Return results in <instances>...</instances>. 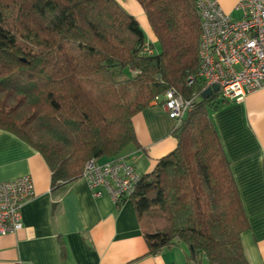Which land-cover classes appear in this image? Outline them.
Instances as JSON below:
<instances>
[{
  "label": "trees",
  "instance_id": "trees-1",
  "mask_svg": "<svg viewBox=\"0 0 264 264\" xmlns=\"http://www.w3.org/2000/svg\"><path fill=\"white\" fill-rule=\"evenodd\" d=\"M136 1L154 43L117 0H0V129L41 154L57 189L89 160L120 157L136 142L133 115L174 89L192 99L176 146L128 197L149 253L182 243L189 264H250L247 215L211 118L223 100L201 96L196 0Z\"/></svg>",
  "mask_w": 264,
  "mask_h": 264
},
{
  "label": "crops",
  "instance_id": "crops-1",
  "mask_svg": "<svg viewBox=\"0 0 264 264\" xmlns=\"http://www.w3.org/2000/svg\"><path fill=\"white\" fill-rule=\"evenodd\" d=\"M117 1L154 43L140 4ZM238 1L217 0L235 18L241 16L235 8ZM211 118L247 215L249 226L241 236L245 254L250 264H264V86L241 100L221 101ZM132 122L136 142L120 157L143 175L175 148V120L161 102L152 101ZM22 175L32 180L35 195L21 207L22 227L0 235V264H189L182 243L149 253L145 233L150 230L130 198L115 203L105 191L95 196L82 175L53 189L41 154L0 129V182Z\"/></svg>",
  "mask_w": 264,
  "mask_h": 264
},
{
  "label": "built area",
  "instance_id": "built-area-1",
  "mask_svg": "<svg viewBox=\"0 0 264 264\" xmlns=\"http://www.w3.org/2000/svg\"><path fill=\"white\" fill-rule=\"evenodd\" d=\"M196 4L201 21L197 71L201 91L217 84L219 98L232 101L264 86V0H239L235 8L241 16L236 18L225 13L217 0H196ZM144 51L152 52L148 43ZM193 81L190 76L187 84ZM161 104L177 125L191 109L192 99L169 89ZM82 176L95 196L105 191L118 203L134 192L142 174L124 157H118L102 163L89 160ZM34 195L28 175L0 182V235L22 227L21 207Z\"/></svg>",
  "mask_w": 264,
  "mask_h": 264
},
{
  "label": "water",
  "instance_id": "water-1",
  "mask_svg": "<svg viewBox=\"0 0 264 264\" xmlns=\"http://www.w3.org/2000/svg\"><path fill=\"white\" fill-rule=\"evenodd\" d=\"M219 86L217 84H213L212 86L204 89L201 92V96L203 97H208L209 95H211L213 92L218 91Z\"/></svg>",
  "mask_w": 264,
  "mask_h": 264
},
{
  "label": "rangeland",
  "instance_id": "rangeland-1",
  "mask_svg": "<svg viewBox=\"0 0 264 264\" xmlns=\"http://www.w3.org/2000/svg\"><path fill=\"white\" fill-rule=\"evenodd\" d=\"M145 17V16H144ZM146 20V19H145ZM143 28V27H142ZM144 30V29H143ZM144 32H145V35H146V38H147V35H149L148 33H147V31H145L144 30ZM151 32V31H150ZM155 222H156V224L157 223H160V224H164V220L161 218V217H158L157 219H155Z\"/></svg>",
  "mask_w": 264,
  "mask_h": 264
}]
</instances>
